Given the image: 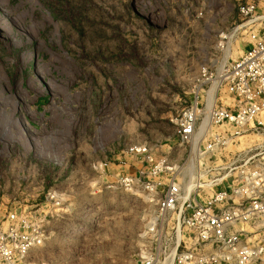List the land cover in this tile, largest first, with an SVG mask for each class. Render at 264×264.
<instances>
[{
	"label": "rangeland",
	"instance_id": "rangeland-1",
	"mask_svg": "<svg viewBox=\"0 0 264 264\" xmlns=\"http://www.w3.org/2000/svg\"><path fill=\"white\" fill-rule=\"evenodd\" d=\"M194 3L0 0V159L14 152L22 160L25 151L31 159L27 167H0V217L18 205L38 209L46 238L31 260L226 264L215 246L196 244L182 202L204 204L213 191L235 195L245 190L241 177L254 171L259 183L245 198L264 197V110L253 128L199 120L191 142L176 139L172 121L189 103L184 61L201 38L190 23ZM240 50L237 43L232 57ZM23 125L29 131L21 133ZM133 144L166 156L165 170L148 178L180 186L173 211L161 213L155 199L119 184L122 173L137 176L136 167H115L133 157L125 151ZM28 146L42 156L41 148L50 150L62 164ZM5 184L15 198L4 195ZM19 198L26 200L13 202ZM235 226L243 245L264 239L263 218ZM248 264H264V251Z\"/></svg>",
	"mask_w": 264,
	"mask_h": 264
},
{
	"label": "built area",
	"instance_id": "built-area-1",
	"mask_svg": "<svg viewBox=\"0 0 264 264\" xmlns=\"http://www.w3.org/2000/svg\"><path fill=\"white\" fill-rule=\"evenodd\" d=\"M258 4L259 0H209L207 3L195 0L190 23L199 30L201 38L194 50L186 54L181 78L187 82L185 92L189 103L172 121L176 139L181 143L192 141L199 120L204 126L228 124L238 130L261 124L258 115L264 110V9L259 11ZM237 43L240 54L233 58L232 50ZM226 97L231 100L230 104L223 103L221 98ZM27 131V125H23L21 133ZM27 137L32 141L31 134ZM28 149L57 166L62 164L50 150L41 148L48 155L45 157L33 147ZM125 151L142 165L137 168L136 177L122 173L119 184L145 193L150 200L155 199L161 213L173 211L181 199L180 186L175 182L162 185L148 178L165 170L166 156L156 158L145 144L130 145ZM259 176L258 171L246 173L241 177L245 190L236 189L235 195L213 191L204 204L189 199L182 202V221L192 230L196 244L215 246L223 252L218 257L223 263L248 264L264 251V239L255 246L243 245L235 229L238 223L264 219V197L245 198L247 192L254 193L248 189L258 186ZM45 198H53V192L47 190ZM16 200L13 202L26 199ZM37 210L26 204L5 209L0 217V264H38L30 259V254L43 244L46 232L38 222L42 218L37 219Z\"/></svg>",
	"mask_w": 264,
	"mask_h": 264
},
{
	"label": "crops",
	"instance_id": "crops-1",
	"mask_svg": "<svg viewBox=\"0 0 264 264\" xmlns=\"http://www.w3.org/2000/svg\"><path fill=\"white\" fill-rule=\"evenodd\" d=\"M258 6L260 8V1H259ZM35 156H37V155L35 154ZM94 160H95V158H94V156H92V161H94ZM30 163H31V159L29 157L28 152H26V151L23 154L22 160L19 157H17L14 154V152H12V154L10 156H6L4 158L2 157L0 159V167H27V165H30ZM141 165H142V163L137 158H135L133 156L132 158L124 157V162H119V163L115 164V167H122V168L123 167H136V168H140ZM4 189H5L4 195H6L7 197L17 196L14 194V192L11 194H8V191H9L8 185L5 184ZM5 203L1 202V204H5Z\"/></svg>",
	"mask_w": 264,
	"mask_h": 264
},
{
	"label": "bare ground",
	"instance_id": "bare-ground-1",
	"mask_svg": "<svg viewBox=\"0 0 264 264\" xmlns=\"http://www.w3.org/2000/svg\"><path fill=\"white\" fill-rule=\"evenodd\" d=\"M27 140H28V141H26V143L28 142V144H29V143H30V138L28 137ZM29 145H30V144H29ZM39 149H40V148H39ZM35 150H36V149H35ZM40 151H41V150H40ZM40 151H39V152H40ZM39 152H38V153H39ZM41 153H42V152H41ZM55 159H56V158H55Z\"/></svg>",
	"mask_w": 264,
	"mask_h": 264
}]
</instances>
